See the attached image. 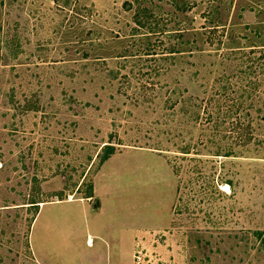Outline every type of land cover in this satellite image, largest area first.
Returning <instances> with one entry per match:
<instances>
[{
  "label": "rangeland",
  "instance_id": "obj_1",
  "mask_svg": "<svg viewBox=\"0 0 264 264\" xmlns=\"http://www.w3.org/2000/svg\"><path fill=\"white\" fill-rule=\"evenodd\" d=\"M121 226L115 262L264 264V0H0V264Z\"/></svg>",
  "mask_w": 264,
  "mask_h": 264
},
{
  "label": "crops",
  "instance_id": "obj_2",
  "mask_svg": "<svg viewBox=\"0 0 264 264\" xmlns=\"http://www.w3.org/2000/svg\"><path fill=\"white\" fill-rule=\"evenodd\" d=\"M113 230V229H112ZM115 231H111L110 233L104 235H100L104 245L107 247V254L106 258L103 259V264H125L123 263V260H118L115 262L113 257V247L118 248V252L121 255L125 254V249L128 251V255H131V261H132V249L135 245L136 236L138 235V227L134 226H126L119 229H114ZM118 230V232H117ZM117 234V236L114 238L112 235ZM131 263V262H130Z\"/></svg>",
  "mask_w": 264,
  "mask_h": 264
},
{
  "label": "trees",
  "instance_id": "obj_3",
  "mask_svg": "<svg viewBox=\"0 0 264 264\" xmlns=\"http://www.w3.org/2000/svg\"><path fill=\"white\" fill-rule=\"evenodd\" d=\"M139 16V15H138ZM138 16H137V19H136V21L138 22V23H140L141 21H140V19H138ZM141 24V23H140ZM107 146H109V147H107V149H108V151H107V153L103 156V158H102V161H105L113 152H114V149H113V147L112 146H110V145H107Z\"/></svg>",
  "mask_w": 264,
  "mask_h": 264
}]
</instances>
